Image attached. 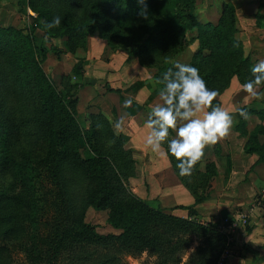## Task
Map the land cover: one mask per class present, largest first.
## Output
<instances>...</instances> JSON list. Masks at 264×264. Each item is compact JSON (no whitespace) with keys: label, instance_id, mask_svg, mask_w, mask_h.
I'll use <instances>...</instances> for the list:
<instances>
[{"label":"rangeland","instance_id":"374dc122","mask_svg":"<svg viewBox=\"0 0 264 264\" xmlns=\"http://www.w3.org/2000/svg\"><path fill=\"white\" fill-rule=\"evenodd\" d=\"M40 1L43 7H54V12L60 13L57 32L66 22L76 24L84 40L77 42L74 36L54 38L44 30L38 31L33 23L2 36L3 46L10 39L18 56L12 67L3 58L9 51L0 47L4 61L0 65L5 63L7 71L5 77L0 73V218L9 216L16 229L12 235L9 225L0 222V257L4 256L0 264H107L108 255L117 256V264H216L223 242L216 228L214 231L208 228V222L198 219L197 223L162 219L149 224L148 238L156 242L149 250L122 251L120 243L104 250L87 239L68 238L56 258L50 252L57 236L64 237L77 220L93 226L100 235L120 236L122 231L114 230L108 222L114 207L127 202L129 194L139 197L136 185H132L140 168L138 157L126 146L121 150L115 139L126 138L120 133L122 128L127 129L125 121L121 129L116 128L117 114L113 110L106 116L104 112L108 105L114 109L113 99L104 95L100 105L96 100L102 92H122L114 89L120 87L106 84L105 74L111 75L106 70L108 65H113L114 76L119 73L116 68L127 67L129 75L134 76L133 83L126 80L127 76L114 78L120 84L127 82L129 94L121 100H130L134 109L143 108L135 102L138 86L152 82L154 97H158L160 84L156 77L160 70L166 71L177 61L191 65L204 46L201 39L209 36V27L224 24L225 33L242 44V52L235 64H224L221 92L215 99L234 114L230 132L239 136L247 153L252 150L250 154L260 158L256 152L264 153V98L252 97L241 86L251 78L252 65L264 60V0H138L143 8L125 21L104 3L106 0ZM119 2L122 8H132L130 0ZM189 10L200 27H190ZM132 12L128 10L127 15ZM92 24L93 35L88 36L87 28ZM30 33L34 34L36 51L22 45V36ZM49 37L60 42L56 46ZM90 40L92 50L88 54ZM59 66L65 72L61 76L56 73ZM75 66L82 68L80 76L72 74ZM39 68L44 73L42 80ZM146 77L149 79L144 80ZM10 87L17 97V107ZM260 91L264 92V87ZM125 100L119 103L125 105ZM72 102H76L75 111ZM240 108L246 110V118L236 111ZM174 136L175 130L170 129V137ZM207 148L192 175L180 176L192 192L203 198L208 195L210 182L218 176L209 153L218 155L216 162H223L225 170L231 168L230 151V155L221 154L217 143ZM96 154L108 161L107 165L102 159L96 162L105 167V176L116 185L122 184L115 198L105 199L96 172L87 168ZM169 156L176 168V158ZM143 161L147 170L151 160ZM58 163L63 168L61 179L55 178ZM257 195L256 199H261L263 194ZM261 207L264 212V202Z\"/></svg>","mask_w":264,"mask_h":264},{"label":"crops","instance_id":"0c3cea01","mask_svg":"<svg viewBox=\"0 0 264 264\" xmlns=\"http://www.w3.org/2000/svg\"><path fill=\"white\" fill-rule=\"evenodd\" d=\"M28 8V0H0V28L22 30L25 29L26 25L33 23L34 26L37 25L38 31H43L36 20L28 16ZM50 39L54 41L53 44L56 46L60 42L59 39ZM91 47L90 40L88 54L92 50ZM88 59H90L89 56ZM106 70L110 71L111 74L109 76L105 74L108 78H106V84L120 87L114 89H120L122 92L120 94L116 93V95L112 93L107 95L102 92L96 100L100 105L104 97L113 99L112 107L114 109L109 105L108 107L105 106L106 116L113 114L114 110L117 118L122 119L123 122L125 121L127 129L120 128V133L125 134V146L127 149L134 150L140 164L137 178L134 180L135 184L134 182L132 184L136 185L135 189L138 196L144 199L150 207L162 209L163 212L169 215L185 220L193 219L195 221V219H198L201 222L214 221L218 223L226 217H236L243 212H248V225L246 228L237 230L232 236V254L227 264H264V212L261 207L264 202V162L260 160L257 154L247 153L245 144L240 145L241 141L237 138L239 136L229 132L228 135L220 138L216 143L222 150L221 154L224 152L226 155H230L228 154L230 151L231 168L225 170L223 162L221 164L216 162L218 155L209 153L211 161L216 163L218 176L210 182L211 188L206 199L202 203L196 204V197L192 189L182 182L170 160V156H162L153 152L144 143L149 131L145 126V122L150 108L160 101L159 96L154 97L155 87H152V82H144V86H138L137 91H135L137 94L135 102L141 106L144 105L149 110H146L145 107L134 109L132 103L127 106L119 103L125 100H121V97L126 96V93L129 94L128 89H125L127 82L123 81L120 84L117 79H114L117 75L127 76L126 80L133 83L131 79L134 76L129 75L131 72L128 71L127 67H122L120 70L116 68L119 73H116L115 76L112 74V64L108 65ZM56 73L58 76L65 73L62 66L58 67ZM147 79L149 78H144V80ZM89 98L90 96L87 98L88 101ZM116 98H118L117 102L114 100ZM208 146L205 149H208ZM145 158L151 160L150 167L147 170H145L143 164ZM146 183L148 184L147 187L144 186ZM258 192L259 196L263 194L261 199H256Z\"/></svg>","mask_w":264,"mask_h":264},{"label":"trees","instance_id":"16d2710c","mask_svg":"<svg viewBox=\"0 0 264 264\" xmlns=\"http://www.w3.org/2000/svg\"><path fill=\"white\" fill-rule=\"evenodd\" d=\"M120 0H106L104 3L112 9L116 10L117 17L121 19V21H125L133 17V13L137 12L138 10H141L143 8V4L139 3L138 0H130V5H132V8H122L121 4L119 2ZM192 1V0H190ZM42 2L40 0H28L29 8L37 14L36 22L37 24L48 34H52L54 38L59 37H71L74 36V40L83 41V33L80 26L76 24H66L65 27L61 32H57L56 28H48L46 27V24L50 22L54 17L60 16L58 12H54V7H43ZM232 7V6H231ZM233 8V7H232ZM131 10L133 11L130 15H127V11ZM190 17H191V24L190 27H200L196 21V19L193 17L192 10H189ZM132 15V16H131ZM234 16H231V19L233 21ZM44 21V22H42ZM76 25V26H75ZM95 24H92V26H89L87 28V35H91L94 31ZM225 26L224 24L221 25H213L209 27L208 37L206 39H201V44L204 45L202 50L197 54V56L192 61L191 65L197 67L199 69L200 74L205 79L208 87L217 89L218 92L220 91V87L222 85V69L224 64L230 63L231 65L235 64L236 59H240V55L242 52V44L238 42L235 38L227 35L225 33ZM202 29V27H201ZM10 30V31H9ZM14 29H2L0 28V40L2 39V36L5 34H11ZM33 33L34 29H31ZM30 33L29 36L25 37L22 36L23 46H27L31 51L34 49L35 51L37 49L34 48V34ZM93 35V34H92ZM205 36V33H204ZM3 41H0V47L6 49L8 52L7 55H3V58L5 62L10 63V66L13 67V61L17 58L18 54L13 51V45H11V40H8V45H6L5 48L3 46ZM9 47V48H8ZM3 58L0 57V62H4ZM17 60V59H16ZM26 60V59H25ZM15 65V64H14ZM16 68V66H15ZM231 68V67H230ZM2 69V70H1ZM6 65L5 63L3 65H0V73H3L2 76H6ZM165 70L161 69L160 72L157 74L156 80L159 81L163 77V73ZM72 74L75 76H80L82 74V68L75 66L72 69ZM39 78L40 80L44 79V73L41 68H39ZM17 77V76H16ZM70 78V76H63V79ZM16 82V81H15ZM12 84V83H11ZM74 87H79L76 84ZM160 87L162 85L160 84ZM54 90V87H53ZM9 92H11L12 97L14 96V105L17 107V97L13 94L12 88H9ZM116 92V91H115ZM119 92V91H117ZM76 102H72L71 109L75 111V105ZM214 104H218V100L213 101ZM71 105V102H69ZM118 139V146L121 150L124 149L125 146V139L124 138H115ZM253 144L256 143L257 139L256 137L252 138ZM116 142V143H117ZM115 143V145H117ZM130 152V151H129ZM249 153L253 152L252 150H248ZM259 153L261 161L264 162V153ZM97 156L91 157L90 160L87 163L88 170H92L96 172V175L98 177L97 180L101 182L102 192L104 194L105 199L109 198H115L116 192L120 191L123 187L122 184L116 185L115 182L112 179H109L105 176L103 170L104 166L98 165L96 162L98 159H102L103 164L108 163L106 158H103L102 156L96 154ZM94 164V165H93ZM86 165V164H85ZM57 170V174L55 175V178L61 179L63 176V168L61 166V163H58L55 166ZM194 195L196 197V204L202 203L206 198L200 197L198 193H195ZM127 202H119L114 207V211L111 214L108 222L109 224L116 230L122 231V234L120 236H114V235H100L96 232V229L89 225L84 223L81 220H77L73 222V227L71 230H69L66 234L63 236L58 235L55 239L56 246L53 248V251L50 252V255L52 257H57L59 254V251H61V247L64 246L66 243V239L68 238H79V239H87L90 243H94L98 246H101L104 250L109 249L113 243L118 244L120 243V250H126L129 248H133L136 251L140 252L142 249H151L155 246V239L150 240L148 237L149 230L147 231L146 226L149 224H156L158 221L162 219H168L172 221H183V222H189V223H197L195 221H190L189 219H180L176 218L174 216H168L167 214H164L158 209H154L150 207L144 200L137 197L136 195L129 194ZM99 209V207H97ZM100 210V209H99ZM193 214V213H192ZM12 221L9 216L5 217V215H2L0 218L1 225H9V229L11 230V234L14 235L16 232V229L12 227ZM33 223V222H31ZM208 228H212L214 231L217 229V223L214 222H208L207 224ZM216 228V229H215ZM217 232V231H216ZM218 233V232H217ZM219 240L221 238L222 247L221 252L216 258L215 262L219 259L220 255L222 254L223 250L226 247V238L225 236L219 234ZM139 243L141 246H139ZM175 249L173 248L172 252L168 250V252H171V255H168V262L171 260V256L174 253ZM167 252V253H168ZM1 254V251H0ZM53 254V255H52ZM4 256H1L0 258L3 259ZM75 257V256H74ZM73 257V258H74ZM119 260L117 256H111L108 255L105 257V262L107 264H117L116 262ZM78 261V260H77ZM170 263V262H169Z\"/></svg>","mask_w":264,"mask_h":264},{"label":"clouds","instance_id":"9594fccd","mask_svg":"<svg viewBox=\"0 0 264 264\" xmlns=\"http://www.w3.org/2000/svg\"><path fill=\"white\" fill-rule=\"evenodd\" d=\"M60 24L61 18L56 16L46 27L51 29ZM250 71L252 76L242 84V89L252 97L264 98V92L260 91L264 87V60L252 65ZM158 83L162 85L159 88L162 103L151 107L145 122L149 131L144 143L153 152L175 157L178 174L191 176L204 156L206 146L229 134L234 114L213 103L219 95L218 90L208 87L199 69L193 65L175 62ZM131 103L125 101L126 106ZM236 111L247 117L245 109ZM122 125L120 119L115 127L119 129ZM170 129L175 130L174 137H170Z\"/></svg>","mask_w":264,"mask_h":264},{"label":"built area","instance_id":"2783aa9c","mask_svg":"<svg viewBox=\"0 0 264 264\" xmlns=\"http://www.w3.org/2000/svg\"><path fill=\"white\" fill-rule=\"evenodd\" d=\"M27 14L29 17L33 18L34 20L37 19V14L33 12L30 8L27 10ZM35 26H37L35 24ZM193 221V219H190ZM249 221V213L243 212L238 216L233 217H226L222 219L217 224V232L226 238V247L223 250L222 254L220 255L219 259L217 260L216 264H227L228 259L230 258L231 252V243L233 241L232 236L233 234L239 230L240 228H246Z\"/></svg>","mask_w":264,"mask_h":264}]
</instances>
